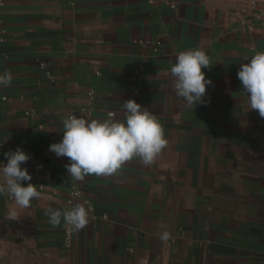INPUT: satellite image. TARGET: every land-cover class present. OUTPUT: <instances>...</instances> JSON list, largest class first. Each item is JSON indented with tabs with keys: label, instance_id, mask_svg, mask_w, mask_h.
Masks as SVG:
<instances>
[{
	"label": "crops",
	"instance_id": "1",
	"mask_svg": "<svg viewBox=\"0 0 264 264\" xmlns=\"http://www.w3.org/2000/svg\"><path fill=\"white\" fill-rule=\"evenodd\" d=\"M251 1L0 0V74L12 75L0 87V160L23 148L40 192L28 208L0 196V264H263L264 118L236 75L264 50V14L255 19ZM197 48L212 84L190 108L170 67ZM129 99L158 118L167 146L151 166L134 158L73 181L68 159L49 151L62 121L123 119ZM75 203L90 222L66 250L47 213Z\"/></svg>",
	"mask_w": 264,
	"mask_h": 264
},
{
	"label": "clouds",
	"instance_id": "2",
	"mask_svg": "<svg viewBox=\"0 0 264 264\" xmlns=\"http://www.w3.org/2000/svg\"><path fill=\"white\" fill-rule=\"evenodd\" d=\"M210 57L202 49H189L176 55L170 67L173 88L186 107L205 102L207 88L212 84L203 69L209 68ZM248 110H256L264 118V50L255 52L237 71ZM11 73L0 74V87L11 84ZM123 119H116L112 112L106 119H86L68 115L62 121V139L49 145L57 158L65 157V169L73 181L86 176L111 175L127 161L138 158L144 166H151L167 146V138L158 118L148 108L134 99L123 103ZM0 160V196H6L14 205L28 208L40 197L37 185L30 183L32 176L23 165L30 156L21 147L3 153ZM49 223H61L72 231L84 229L90 222V208L75 203L70 208L48 210ZM162 240L169 234L164 232Z\"/></svg>",
	"mask_w": 264,
	"mask_h": 264
},
{
	"label": "built area",
	"instance_id": "3",
	"mask_svg": "<svg viewBox=\"0 0 264 264\" xmlns=\"http://www.w3.org/2000/svg\"><path fill=\"white\" fill-rule=\"evenodd\" d=\"M251 10L255 11V13H254L255 19H257V20L261 19V17L264 14V2H260L258 0H252L251 1ZM235 14H239V13H235ZM245 24L251 29L253 27V20L248 19L245 22ZM39 65H40L41 70H43V73H44L45 77L48 79V81H50L51 83L54 82L55 76L52 73V71L49 69L47 63L44 61H40ZM89 95H92V91H89ZM91 106H92L91 103H89L88 107H85V109H82V111H84V112L88 111V108ZM77 197L78 198L80 197V192L78 190L74 189L72 194L69 197L68 203L71 205V203H73V200ZM62 229H63V233H64V248L66 250H70L72 248V245H73L74 231L65 227L63 225V223H62ZM263 264H264V262H263Z\"/></svg>",
	"mask_w": 264,
	"mask_h": 264
}]
</instances>
